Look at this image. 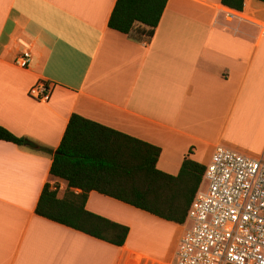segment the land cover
<instances>
[{
    "label": "crops",
    "instance_id": "crops-1",
    "mask_svg": "<svg viewBox=\"0 0 264 264\" xmlns=\"http://www.w3.org/2000/svg\"><path fill=\"white\" fill-rule=\"evenodd\" d=\"M115 2L0 0V126L37 145L0 141V264H175L184 223L96 191L85 208L129 229L121 247L35 214L46 183L66 191L40 148L56 152L72 114L159 147L172 176L189 150L204 167L217 146L264 159V4L168 0L138 43L108 27ZM37 82L47 101L28 96Z\"/></svg>",
    "mask_w": 264,
    "mask_h": 264
},
{
    "label": "trees",
    "instance_id": "trees-1",
    "mask_svg": "<svg viewBox=\"0 0 264 264\" xmlns=\"http://www.w3.org/2000/svg\"><path fill=\"white\" fill-rule=\"evenodd\" d=\"M264 4V0H256ZM168 0H116L108 20L112 30L138 43L149 42ZM231 10L242 11L243 0H221ZM0 141L23 146L0 126ZM52 154L49 174L64 180L61 198L46 183L35 214L112 246L124 245L129 229L86 208L88 194L96 191L163 220L183 224L205 167L185 156L176 176L156 169L160 148L72 114L61 142ZM72 189L80 190L75 194Z\"/></svg>",
    "mask_w": 264,
    "mask_h": 264
},
{
    "label": "built area",
    "instance_id": "built-area-1",
    "mask_svg": "<svg viewBox=\"0 0 264 264\" xmlns=\"http://www.w3.org/2000/svg\"><path fill=\"white\" fill-rule=\"evenodd\" d=\"M13 64L27 69L28 46ZM37 82L28 96L47 101ZM175 264H264V159L217 146L189 205Z\"/></svg>",
    "mask_w": 264,
    "mask_h": 264
},
{
    "label": "water",
    "instance_id": "water-1",
    "mask_svg": "<svg viewBox=\"0 0 264 264\" xmlns=\"http://www.w3.org/2000/svg\"><path fill=\"white\" fill-rule=\"evenodd\" d=\"M23 146L31 148V149H37V145L29 140L24 139Z\"/></svg>",
    "mask_w": 264,
    "mask_h": 264
}]
</instances>
